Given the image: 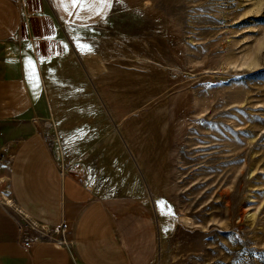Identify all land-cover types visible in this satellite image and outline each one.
<instances>
[{
  "label": "rangeland",
  "instance_id": "obj_1",
  "mask_svg": "<svg viewBox=\"0 0 264 264\" xmlns=\"http://www.w3.org/2000/svg\"><path fill=\"white\" fill-rule=\"evenodd\" d=\"M16 2L7 42L33 56L39 87L22 121L0 123V175L37 129L97 196L139 205L151 264H264V0H113L84 25L51 0Z\"/></svg>",
  "mask_w": 264,
  "mask_h": 264
},
{
  "label": "crops",
  "instance_id": "obj_2",
  "mask_svg": "<svg viewBox=\"0 0 264 264\" xmlns=\"http://www.w3.org/2000/svg\"><path fill=\"white\" fill-rule=\"evenodd\" d=\"M51 3L63 21L82 25L101 21L111 8L100 11L101 6H73L68 0ZM20 24L16 0H0V123L22 121L38 95L35 59L7 42ZM29 60L34 62V72ZM7 190L16 207L35 223L62 228L72 240L74 255L84 264H151L155 256L153 228L139 205L128 206L138 209L136 214L125 213L121 205L97 196L60 168L37 129L17 142L7 173L0 175V197L10 202ZM28 237L36 241L25 248ZM59 238L56 234L37 235L0 202V264H74Z\"/></svg>",
  "mask_w": 264,
  "mask_h": 264
},
{
  "label": "built area",
  "instance_id": "obj_3",
  "mask_svg": "<svg viewBox=\"0 0 264 264\" xmlns=\"http://www.w3.org/2000/svg\"><path fill=\"white\" fill-rule=\"evenodd\" d=\"M25 215V214H24ZM28 217V216H27ZM29 218V217H28ZM33 222V224L35 223L33 220H31ZM43 228V231L40 232L41 235H46V236H52L54 234L56 235H60V238L58 239L59 242L61 244H63L65 247H67V249L71 252V255H72V259H73V263L74 264H84L83 262H81L73 253V249H72V240L69 239L66 234H65V231L59 227H53V229L51 228H48V227H44L42 226ZM33 241H36V238H26L23 242V245L25 248H29L30 245L33 243Z\"/></svg>",
  "mask_w": 264,
  "mask_h": 264
},
{
  "label": "snow or ice",
  "instance_id": "obj_4",
  "mask_svg": "<svg viewBox=\"0 0 264 264\" xmlns=\"http://www.w3.org/2000/svg\"><path fill=\"white\" fill-rule=\"evenodd\" d=\"M61 4L65 3L66 0H60ZM68 2H70L73 6H76V5H80L81 7H84L85 5H88V6H101L100 7V11H104L106 10L107 8H110L111 7V4H112V0H68ZM99 14V13H97ZM81 50L82 51H87V52H90L92 51V49L90 47H88L87 45H81ZM29 65L32 66V70L34 72V62L29 60ZM158 204L163 207L164 206V202H158ZM168 212L169 214H171V209L169 208L168 209Z\"/></svg>",
  "mask_w": 264,
  "mask_h": 264
},
{
  "label": "bare ground",
  "instance_id": "obj_5",
  "mask_svg": "<svg viewBox=\"0 0 264 264\" xmlns=\"http://www.w3.org/2000/svg\"><path fill=\"white\" fill-rule=\"evenodd\" d=\"M27 216V215H26Z\"/></svg>",
  "mask_w": 264,
  "mask_h": 264
}]
</instances>
